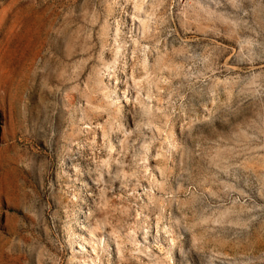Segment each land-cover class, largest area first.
Here are the masks:
<instances>
[{"label": "rangeland", "instance_id": "rangeland-1", "mask_svg": "<svg viewBox=\"0 0 264 264\" xmlns=\"http://www.w3.org/2000/svg\"><path fill=\"white\" fill-rule=\"evenodd\" d=\"M0 264H264V0H0Z\"/></svg>", "mask_w": 264, "mask_h": 264}]
</instances>
